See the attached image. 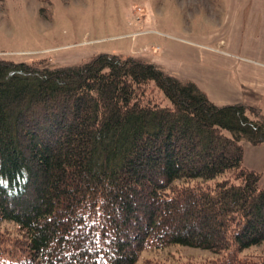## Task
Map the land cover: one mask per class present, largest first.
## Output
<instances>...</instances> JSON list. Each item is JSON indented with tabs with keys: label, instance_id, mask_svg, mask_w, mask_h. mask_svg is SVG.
Returning <instances> with one entry per match:
<instances>
[{
	"label": "trees",
	"instance_id": "trees-1",
	"mask_svg": "<svg viewBox=\"0 0 264 264\" xmlns=\"http://www.w3.org/2000/svg\"><path fill=\"white\" fill-rule=\"evenodd\" d=\"M264 116L217 106L144 58L0 59V264H139L146 250L264 264Z\"/></svg>",
	"mask_w": 264,
	"mask_h": 264
},
{
	"label": "rangeland",
	"instance_id": "rangeland-1",
	"mask_svg": "<svg viewBox=\"0 0 264 264\" xmlns=\"http://www.w3.org/2000/svg\"><path fill=\"white\" fill-rule=\"evenodd\" d=\"M212 1L0 0V59L62 67L104 53L121 58H146L155 49L165 53L172 44L185 45L193 41L192 35L210 32L203 20L213 18L216 23ZM178 76L174 77L186 80ZM257 90L258 97L253 99H259L256 108L264 116V85ZM249 97L248 91L226 93L215 104H237L241 101L235 99ZM241 144L243 165L262 175L264 143L253 146L244 139ZM0 232L13 237L16 225L0 221ZM242 254L263 256L264 244ZM212 258L208 251L169 246L142 251L139 264H203Z\"/></svg>",
	"mask_w": 264,
	"mask_h": 264
},
{
	"label": "crops",
	"instance_id": "crops-1",
	"mask_svg": "<svg viewBox=\"0 0 264 264\" xmlns=\"http://www.w3.org/2000/svg\"><path fill=\"white\" fill-rule=\"evenodd\" d=\"M213 1L216 23L213 18L203 20L210 32L192 35L193 41L185 45L172 44L165 53L155 49L144 59L194 82L214 103L226 93L248 91L249 99L235 101L256 108L259 99L253 98L264 85V0ZM260 185L264 186V172Z\"/></svg>",
	"mask_w": 264,
	"mask_h": 264
}]
</instances>
